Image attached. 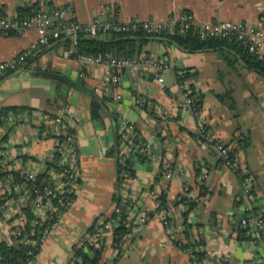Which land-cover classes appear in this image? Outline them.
<instances>
[{
	"label": "crops",
	"instance_id": "0c3cea01",
	"mask_svg": "<svg viewBox=\"0 0 264 264\" xmlns=\"http://www.w3.org/2000/svg\"><path fill=\"white\" fill-rule=\"evenodd\" d=\"M62 6H71L82 22L112 17L122 22L135 18L168 21L185 10L204 22L229 19L260 24L264 18V0H0V15L18 16L28 10ZM98 38L113 40L112 34ZM38 39L36 29L11 35L0 32V64ZM74 49L71 41H55L35 51L31 61L7 73L0 82V108L19 105L32 109L26 117L9 121L11 128H0V168L9 165L45 171L46 163L54 158L57 141L51 114L61 115L76 133L81 180L74 204L61 215L31 264L71 261L75 247L83 244L96 224L115 212L119 198L128 201L132 232L121 249L114 244L113 230L98 239L97 245L104 249V264H194L191 250L181 247L173 236L182 235L187 224L196 237L202 235L203 247L221 264H264V241L255 242L235 227L250 205L264 212V75L249 68L227 47L192 51L167 39L150 37L141 55L167 61L168 68L159 73L164 82L152 69L132 67L117 71L119 82L115 83L107 67L82 64L74 57ZM180 69L191 93L201 101L197 109L179 88ZM46 71L83 81V87L63 83L66 96L62 97L58 81ZM251 87L262 99L241 120L238 106H227L223 96L248 97ZM104 90L108 93L103 94ZM92 91L107 98L102 122L91 118ZM116 93L122 97L116 98ZM166 109L172 116L164 113ZM259 112L263 117H255ZM201 120L213 142L202 137ZM43 124L47 128L42 129ZM130 124L146 143L147 157L138 159L126 147V156L134 159L135 176L120 181L118 156L110 151L119 135L132 139ZM217 142L234 150V158L252 180L254 201L244 196L243 176L223 162ZM167 168L172 170L171 178L163 174ZM162 194L168 203L182 196L193 202L177 204L171 227L164 223L159 207ZM28 203L26 196L16 194L2 205L0 242L10 239L14 226L25 221L23 209Z\"/></svg>",
	"mask_w": 264,
	"mask_h": 264
},
{
	"label": "built area",
	"instance_id": "2783aa9c",
	"mask_svg": "<svg viewBox=\"0 0 264 264\" xmlns=\"http://www.w3.org/2000/svg\"><path fill=\"white\" fill-rule=\"evenodd\" d=\"M176 25H180L183 30L195 31L203 39L222 38L239 42L247 51L254 53L260 59L264 60V18L260 24L238 22L229 19H217L212 22H204L200 21L193 12L185 10L178 15L172 16L168 21H143L140 18H135L129 22H122L117 17H112L107 21L95 20L93 22H82L76 18L71 6H62L40 9L27 17L0 15V32L5 35H11L15 32L24 33L28 29H36L39 32V39L30 47L26 48L13 59L0 64V82L9 71L17 70L26 65L28 60L35 54V51L49 46L55 41L69 38L74 45L75 49L73 54L76 59L84 65H104L109 70L110 79L115 83L119 82L117 71L132 67L152 69L158 74L159 81L163 83L164 77L159 75V73L168 68V63L161 57L147 55L126 57L111 53L94 55L79 52L76 45L81 36L98 37L101 34L128 33L136 31L140 27L148 34L157 35L166 29L174 28ZM177 75L179 77L180 90L187 96L189 104L194 109H197L196 101L191 95L189 85L184 78V70H178ZM104 93L107 94L108 90H104ZM115 95L116 98L122 97L120 93H116ZM29 113V110L12 113L9 120L16 121V118L21 119ZM164 113L172 116V111L169 109H166ZM54 123L55 125L52 130L57 139L54 148V157L56 154L60 155L63 166L60 169L52 168L48 170L50 177L43 189L35 183L39 174L35 170L17 169L9 165L0 168V172H5L0 177V208L8 198L16 194H23L28 200L35 195L33 197V207L37 212V220L34 223H42L47 219L55 220L52 223V229L58 224L61 215L74 204L72 194L76 193L81 180L77 159L76 133L71 131L70 127H67L61 115L54 119ZM128 130L130 137L135 135L134 128L131 124L128 125ZM199 131L206 141L213 142V137L203 120L200 121ZM135 146L136 149L140 147L138 144H135ZM143 148L146 151L148 150L146 143H144ZM216 148L223 162L230 166L237 174L243 176L244 196L249 201H254L255 194L252 188V180L249 175L244 174L245 172L236 159L232 157L231 148L221 142L216 143ZM47 169L46 163L45 170ZM15 172L19 174L18 177ZM163 174L167 178H171L173 175L170 168L164 170ZM54 198L58 201L55 202L53 200ZM177 206L175 202H171L167 208L161 210L166 226H171L172 222L168 218L173 217ZM115 211L119 214L116 218H112L109 221H101L96 228V232L89 234L85 240L96 243L97 245V241L101 236L113 230V226L118 222L120 213L122 212L119 204L116 205ZM235 227L238 230H243L245 235L252 238L255 242L260 240L264 241V212L256 211L250 205L246 214L235 221ZM16 233L19 232L13 229L11 237L8 240L12 242V235ZM48 234L43 237L42 244ZM173 236L179 243H183L185 240L183 235ZM216 258L212 253L200 260H197L195 256L193 263L213 264ZM73 263V260H71L66 264Z\"/></svg>",
	"mask_w": 264,
	"mask_h": 264
},
{
	"label": "trees",
	"instance_id": "16d2710c",
	"mask_svg": "<svg viewBox=\"0 0 264 264\" xmlns=\"http://www.w3.org/2000/svg\"><path fill=\"white\" fill-rule=\"evenodd\" d=\"M28 10L25 13L19 14L17 17H27L38 11ZM113 36V40L104 41L100 40L98 37H85L81 36L78 39V44L76 48L79 52L89 53L94 55H106V54H114L119 56L126 57H134L140 56L143 45L147 42L150 37H161L162 39H167L172 41L181 47L186 49L196 51L200 49H209V48H224L227 47L234 52L238 56L242 58V60L249 66V68L261 73L264 75V60L260 59L254 53H250L247 51L243 45L236 41H230L228 39L222 38H207L203 39L193 30H183L180 25H176L172 29H166L162 31L160 34L152 35L148 34L141 27L133 32L128 33H111ZM67 43L72 42L71 39H65ZM32 58L28 60L31 61ZM13 71H9L11 73ZM45 74L58 81V87L62 86L63 83L69 84L70 87H83V81H73L68 76L57 72V71H46ZM186 76L184 75V78ZM92 104H91V118L96 122L103 121L102 110L106 106L107 98L104 95H100L96 91H92ZM196 101V105L199 108L201 101L198 96H194L191 93ZM60 96L65 97L64 91L60 90ZM25 110L31 111L30 107L19 106V105H11L4 106L0 108V128L9 126V119L12 113H19ZM55 114H51V117L54 119ZM11 126V127H10ZM47 128L45 124H43L42 129ZM50 130V128H48ZM71 131L75 130L70 128ZM137 131V130H136ZM51 130L49 135H51ZM54 134V133H53ZM48 135V136H49ZM9 133L6 132L4 139L7 140ZM132 139L123 138V134L118 136V143L115 147H113L110 151V154L117 155L119 160V170H120V181L123 179H127L128 177L135 176L134 169V159L127 155V151L125 148L130 147V153L133 152L138 159H146L147 151L144 150V142L142 138L139 137L137 132L134 136H131ZM249 138H246V140ZM244 143V141H243ZM135 144H138L140 147L136 149ZM226 145V144H225ZM246 146V144H243ZM249 145V142H248ZM226 146H229L228 144ZM78 150V148H77ZM126 152V153H125ZM232 157H235L234 150L231 149ZM124 159V161H122ZM63 165L61 164V156L56 154L52 160L47 162V170L38 174V178L36 180V185L40 188H44L47 183L48 178L50 177V173L48 170L52 168L60 169ZM5 172H0V177H2ZM18 177V173H16ZM35 195H33L34 197ZM75 197V194H72ZM33 197L29 200V203L26 207H24V213L26 219L20 225L14 226L13 229H16L17 232L12 235V242L9 240H2L0 242V264H31L32 261L35 260L36 256L40 252L42 246V239L45 237L48 232L52 229V223L55 220L47 219L42 223L35 224V220H37V213L33 207ZM160 210L163 208H167L170 203H168L166 195L162 194L160 197ZM55 202L58 200L56 198L53 199ZM193 204L192 200L186 196H182L181 199L176 200L175 203L179 204L180 202H187ZM119 205L122 208V212L120 213L119 220L113 226V235H114V244L116 248L121 249L124 241L128 239L132 232V223L129 217V211L127 208L128 201L125 202L123 199H118ZM119 214L115 211L110 217L105 218V221H109L112 218H116ZM172 222V217L168 218ZM100 223V222H99ZM96 224L91 230L90 234H94L96 232V228L99 225ZM171 227V226H168ZM241 235H245L243 230H239ZM184 236L183 243L178 244L183 247L191 250V261L194 262L195 256L197 260L203 259L207 257L210 252H208L203 246L205 244V240L202 235L200 237H196L194 235L192 226L187 224V227L182 234ZM246 236V235H245ZM103 247L96 245V243L90 242L88 240H84L83 244L75 247L74 256L72 257L73 264H104L103 263ZM217 257V256H216ZM219 258L215 259L213 264H221Z\"/></svg>",
	"mask_w": 264,
	"mask_h": 264
},
{
	"label": "rangeland",
	"instance_id": "374dc122",
	"mask_svg": "<svg viewBox=\"0 0 264 264\" xmlns=\"http://www.w3.org/2000/svg\"><path fill=\"white\" fill-rule=\"evenodd\" d=\"M58 89H59V91L60 90L64 91L65 86L64 85L59 86ZM232 96H234L235 99ZM243 97H244L243 94L224 95L223 96L224 103L227 106H233L234 104H236L238 106V109H236L237 110L236 112H238L240 114L241 120L242 119L245 120V114L250 109H252L254 106H257V104H258L257 101L259 99H262V97H259V91L254 87H251L250 94L248 95V97H244V98ZM235 100H236V102H235ZM263 113H264V111H263ZM255 117L260 118V117H263V115L260 114V112H259V113H257V115Z\"/></svg>",
	"mask_w": 264,
	"mask_h": 264
},
{
	"label": "water",
	"instance_id": "95a60500",
	"mask_svg": "<svg viewBox=\"0 0 264 264\" xmlns=\"http://www.w3.org/2000/svg\"><path fill=\"white\" fill-rule=\"evenodd\" d=\"M77 87H80L81 88V86H77Z\"/></svg>",
	"mask_w": 264,
	"mask_h": 264
}]
</instances>
